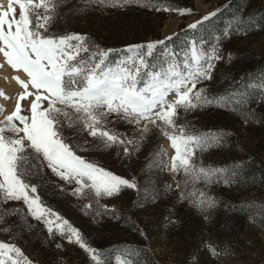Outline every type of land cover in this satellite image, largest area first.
<instances>
[{
    "label": "rangeland",
    "instance_id": "374dc122",
    "mask_svg": "<svg viewBox=\"0 0 264 264\" xmlns=\"http://www.w3.org/2000/svg\"><path fill=\"white\" fill-rule=\"evenodd\" d=\"M229 1L142 0L102 7L84 0H64L47 35H83L91 51L111 50L108 59L113 62L129 55L125 51L129 47L157 41H165L157 53L166 48L178 58L190 39L203 41L206 50L218 43L223 59L213 62L212 78L197 85L212 100L243 91L244 86L258 84L264 78L262 71L248 73L258 57L244 56L264 53V29L250 25L244 15L245 9L258 8L264 0H232V9L237 11L233 14L222 9L218 32L208 21L195 30L188 27ZM0 4L6 10L7 0H0ZM158 6L171 10L158 11ZM14 7L18 16L19 8ZM182 10L186 14L181 15ZM230 25L235 31L232 35ZM13 77L27 80L22 70L14 71L0 54V93L7 97H0V121L15 109L23 91ZM29 91L34 90L29 87ZM247 93L242 104L230 100L223 101L226 106L210 103L187 112L180 110L176 118L177 125H184L191 133L224 134L218 145L196 154V163L205 167L236 168L235 175L227 174V183L220 179L207 186L196 184V189L215 200L214 207L200 210L187 200L180 201L176 183L183 176L173 179L170 174L174 150L155 125L149 124L147 133L141 134L135 125L117 120L114 115L108 118L107 128L138 142L127 145V156L123 146L104 149L86 131L77 134L76 129L64 126L63 135L77 155L117 176L134 179L136 189L124 188L117 195L99 199L85 189L82 196H75L72 192L78 185L61 180L46 162L41 163L42 158L29 162L24 180L36 187L33 195L76 228L108 264H114V258L128 250L135 252L132 258L137 264H264V92L248 87ZM32 98L21 101L22 114L30 115ZM161 149L164 167L157 157ZM192 190L191 185L184 189L185 194ZM89 204L91 207L86 208ZM13 209L19 211L6 214ZM0 215V242L15 245L31 264H93L87 252L56 232L54 224L53 234H49L42 220L28 214L22 200L0 201ZM209 245L217 255L210 253ZM11 255L15 258L14 253Z\"/></svg>",
    "mask_w": 264,
    "mask_h": 264
},
{
    "label": "snow or ice",
    "instance_id": "6c2138e0",
    "mask_svg": "<svg viewBox=\"0 0 264 264\" xmlns=\"http://www.w3.org/2000/svg\"><path fill=\"white\" fill-rule=\"evenodd\" d=\"M84 2L118 7L142 0ZM63 3L64 0H7L6 10L0 4V54L14 71L22 70L27 77V80L13 77L23 91L16 99L15 109L0 121V201L22 200L28 214L42 220L49 234H53L54 224L56 232L87 252L93 264H108L101 253L84 241L76 228L44 206L38 195H33L36 187L24 180L29 174V162L42 158L41 163L46 162L57 177L78 185L72 192L75 196H82L88 189L97 199L112 197L124 188L136 189L135 180L117 176L77 155L66 142L64 126L76 129L77 134L86 131L94 140L100 141L104 149L123 146L127 156L130 154L127 145L138 142L108 129V118L114 115L117 120L135 125L141 134L147 133L152 124L174 150L169 172L173 179L177 175L183 176V180L176 183L180 201L187 200L200 210L214 207L215 200L205 191L196 189V184L203 182L207 186L220 179L227 183V174L235 175L236 168L205 167L196 163V154L218 145L224 134L191 133L184 125H177L176 118L180 110L187 112L210 103L226 106L223 101L230 100L242 104L247 99L248 87L264 92V78L258 84L244 86L243 91L210 100L204 94L205 89L197 88V85L210 80L213 62L223 59L218 43L206 50L203 41L190 39L178 58L177 53L166 48L157 53L158 46L165 44V41H157L129 47L125 50L129 55L113 62L108 59L111 50L91 51L87 37L83 35H47L57 9ZM14 5L19 8L18 16ZM157 10L171 9L158 6ZM180 14L186 12L182 10ZM215 15V12L209 13L188 27L195 30ZM228 58L231 59V53ZM29 87L34 91H29ZM169 95L175 98L169 100ZM0 97L4 94L0 93ZM30 97H34L30 101V115H24L21 101ZM142 121L146 123L140 128ZM157 157L160 166H166L162 149ZM189 185L193 190L185 194L184 189ZM18 211L13 209L6 214ZM51 218H55V222ZM209 251L217 255L211 245ZM134 255L133 250L123 252L114 258V264H137L132 258ZM9 261L11 264H31L15 245L0 242V264Z\"/></svg>",
    "mask_w": 264,
    "mask_h": 264
},
{
    "label": "trees",
    "instance_id": "16d2710c",
    "mask_svg": "<svg viewBox=\"0 0 264 264\" xmlns=\"http://www.w3.org/2000/svg\"><path fill=\"white\" fill-rule=\"evenodd\" d=\"M234 3H232V0H230L228 3H226V5H224L222 8H220L218 11H215L216 15L213 16L209 21V26L216 32H218L221 28V20H220V12L222 11V9H227V10H231L234 13H236L237 8H233ZM244 15L246 16L245 18L249 20L250 25L256 27V28H260V29H264V5H261L258 8H254V9H245L244 11ZM234 27L232 25L229 26V31L230 34L232 35L235 31L233 29ZM245 57H258V62L257 64H255L250 71H248L249 74H252L256 71H263L262 68H264V53H260L259 55H255L253 53H246L244 55Z\"/></svg>",
    "mask_w": 264,
    "mask_h": 264
}]
</instances>
